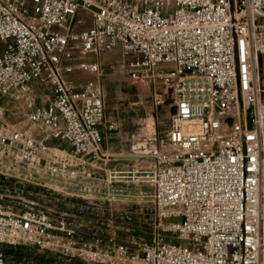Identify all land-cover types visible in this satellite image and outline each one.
Returning a JSON list of instances; mask_svg holds the SVG:
<instances>
[{
  "label": "built area",
  "instance_id": "built-area-1",
  "mask_svg": "<svg viewBox=\"0 0 264 264\" xmlns=\"http://www.w3.org/2000/svg\"><path fill=\"white\" fill-rule=\"evenodd\" d=\"M74 70L93 78L76 86ZM107 76L169 114L163 136H131L142 170L124 175L152 187L147 242H119L87 199L39 200L107 157ZM0 100V246L54 264H264V0H0Z\"/></svg>",
  "mask_w": 264,
  "mask_h": 264
},
{
  "label": "rangeland",
  "instance_id": "rangeland-1",
  "mask_svg": "<svg viewBox=\"0 0 264 264\" xmlns=\"http://www.w3.org/2000/svg\"><path fill=\"white\" fill-rule=\"evenodd\" d=\"M83 25L79 28H84ZM108 56V62L102 63H112L117 61H122V55L120 51H115L114 53L104 54ZM78 58L73 62L74 65L77 64ZM74 70L71 74L66 76L68 82L74 83L76 86L82 85L87 81L91 80L93 76L88 73H81ZM120 78H118L119 80ZM139 101L138 105L145 109L146 117L137 123V130H142L147 136H150L154 132V112L158 116L160 128L163 132H157L159 136H163L166 130L169 128V114L166 109L160 112H156V109L147 102L146 97L149 94V89L143 87L144 85L139 84ZM121 85L117 87V95L121 98L124 93L121 90ZM41 97L38 103H45L47 97L49 96L48 89H42L39 92ZM0 103L8 109L6 112V120L9 121V102L6 100H0ZM132 104V102L130 101ZM155 110V111H154ZM142 164H146L143 162ZM8 167L7 164H2ZM10 165V164H9ZM10 170L6 171L9 174H13V171H23L20 167L9 166ZM4 171V170H2ZM5 172V171H4ZM25 172V171H24ZM127 183H123L124 186L116 187L118 184L110 183L106 188L104 185H100L101 192L109 193L110 195H97V196H76L70 194L71 196H66L64 193L50 191L45 192L41 190L39 197L40 203L43 205L51 206L56 209L65 210L71 204L82 205L85 199L92 203H97L100 208L94 210L91 215H88V219H95L96 221H105L113 219L114 223L110 224L112 227L109 229L110 232L115 231L117 235V240L119 242L131 241L132 239L138 242L149 241L150 232V215L152 214V203H151V192L152 187L149 184H138L130 182L128 179H124ZM43 184V182H42ZM47 185H49L47 183ZM51 186V185H49ZM91 188V187H90ZM107 190V191H106ZM68 194V193H67ZM95 222V221H94ZM99 222V223H100ZM3 248L4 255L9 264H54V258L52 256H47L37 249L29 247H7L0 246ZM45 258V261H40L39 258Z\"/></svg>",
  "mask_w": 264,
  "mask_h": 264
},
{
  "label": "crops",
  "instance_id": "crops-1",
  "mask_svg": "<svg viewBox=\"0 0 264 264\" xmlns=\"http://www.w3.org/2000/svg\"><path fill=\"white\" fill-rule=\"evenodd\" d=\"M108 59L107 55L99 57L100 63H106L109 61ZM118 78L107 76L101 79L105 113L99 129L103 136L102 152L107 157L89 159L86 171L81 178L70 179L57 176L48 179L47 183L56 192L81 197L109 196V193L101 192L100 185L107 188L113 182L118 184L116 187L120 188L121 186L122 189L123 183H127L124 180V175L127 172L136 169L142 170L140 160L133 159L129 151L133 142L131 136L134 133H144L142 130H137V123L146 117V111L138 104H131L132 97L124 95L120 98L117 95V87L121 85ZM156 112L159 111L156 109ZM109 125H113V128L109 129ZM154 127L157 132H163L155 112Z\"/></svg>",
  "mask_w": 264,
  "mask_h": 264
},
{
  "label": "trees",
  "instance_id": "trees-1",
  "mask_svg": "<svg viewBox=\"0 0 264 264\" xmlns=\"http://www.w3.org/2000/svg\"><path fill=\"white\" fill-rule=\"evenodd\" d=\"M3 251H4V249H3ZM39 260H40V261H45L46 259L40 257Z\"/></svg>",
  "mask_w": 264,
  "mask_h": 264
},
{
  "label": "bare ground",
  "instance_id": "bare-ground-1",
  "mask_svg": "<svg viewBox=\"0 0 264 264\" xmlns=\"http://www.w3.org/2000/svg\"><path fill=\"white\" fill-rule=\"evenodd\" d=\"M188 130H189V131H195L196 128H195V129H193V128H188Z\"/></svg>",
  "mask_w": 264,
  "mask_h": 264
}]
</instances>
